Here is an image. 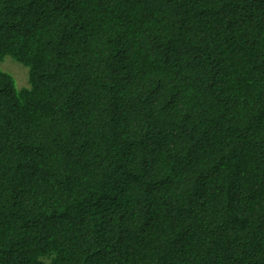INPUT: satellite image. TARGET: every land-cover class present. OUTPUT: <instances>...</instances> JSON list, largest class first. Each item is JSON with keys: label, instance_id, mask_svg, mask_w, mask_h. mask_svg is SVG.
Segmentation results:
<instances>
[{"label": "trees", "instance_id": "1", "mask_svg": "<svg viewBox=\"0 0 264 264\" xmlns=\"http://www.w3.org/2000/svg\"><path fill=\"white\" fill-rule=\"evenodd\" d=\"M0 264H264V0H0Z\"/></svg>", "mask_w": 264, "mask_h": 264}, {"label": "rangeland", "instance_id": "2", "mask_svg": "<svg viewBox=\"0 0 264 264\" xmlns=\"http://www.w3.org/2000/svg\"><path fill=\"white\" fill-rule=\"evenodd\" d=\"M0 69L10 74L15 82L16 88L27 86V71L24 67L11 61V58L5 57L0 62Z\"/></svg>", "mask_w": 264, "mask_h": 264}]
</instances>
